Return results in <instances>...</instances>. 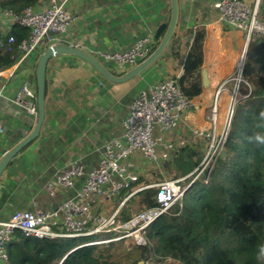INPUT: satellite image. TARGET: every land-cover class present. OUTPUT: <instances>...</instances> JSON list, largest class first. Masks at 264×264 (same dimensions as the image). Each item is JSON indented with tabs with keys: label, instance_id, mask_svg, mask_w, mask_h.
Segmentation results:
<instances>
[{
	"label": "crops",
	"instance_id": "obj_1",
	"mask_svg": "<svg viewBox=\"0 0 264 264\" xmlns=\"http://www.w3.org/2000/svg\"><path fill=\"white\" fill-rule=\"evenodd\" d=\"M214 1L179 0L180 18L174 35L182 44L180 55L173 57L169 45L149 68L127 81L110 80L93 64L73 53L61 52L49 59L44 120L38 136L12 158L0 176V219L20 209H53L75 197L83 177L73 187L56 186L52 194L46 184L77 158L84 159L87 171L97 166L99 148L121 134L122 118L136 93L159 80L183 73L185 43L190 40L188 29L205 28L203 91L192 99L195 110L185 112L176 129L192 131L204 124L214 92L225 79L230 80L223 92L228 103L235 86L233 79L238 75L245 32L220 21L212 8ZM68 7L75 20L62 35L65 42L78 45L119 77L132 68L121 69L101 53L127 49L135 40L154 34L161 23H169L172 14L171 0H68ZM13 27L14 24L0 16V35ZM46 45L45 41L37 52L0 71V162L36 125L37 117L29 115L13 98L26 78L37 90L36 67ZM144 158L147 163L152 162L141 154L127 160L129 169L137 175L140 173L139 177L148 175ZM121 198L104 199L100 209L112 212Z\"/></svg>",
	"mask_w": 264,
	"mask_h": 264
},
{
	"label": "built area",
	"instance_id": "obj_2",
	"mask_svg": "<svg viewBox=\"0 0 264 264\" xmlns=\"http://www.w3.org/2000/svg\"><path fill=\"white\" fill-rule=\"evenodd\" d=\"M258 3L259 0L253 5L244 0H215L212 3L219 20L245 32L246 40L238 75L233 79L235 86L230 92L223 122L220 123L219 116L222 95L230 82L229 79L223 80L215 90L210 112L204 115V124L192 128V134L188 138L176 143L167 139L166 135L178 126L184 113L193 107L192 100L182 92L178 81L182 73L140 89L129 104L128 112L122 118L121 134L106 141L99 148L98 165L87 171L84 159L77 158L65 169L56 172L46 184L47 190L52 194L56 186L73 187L77 179L83 177L82 187L75 197L65 200L53 209H20L0 219V264H9L7 244L17 232L29 238L100 236L86 242V245L129 237L136 246L151 247V242L145 236L148 227L180 201L188 185L182 183L184 177L143 184L139 181V175L129 169L127 160L132 155L141 154L154 162L157 167H161L165 161L172 158L177 144L199 140L205 143V153L190 184L210 172L216 158L223 150L236 102L250 93V87L242 76V70L247 44L254 35L264 32V24L257 18ZM0 16L14 25L18 24L30 30L28 36L17 44V54L13 64L20 63L37 52L45 41L47 48L59 42L80 48L76 44L65 42L62 37L75 20L74 14L68 7V0H38L37 4L26 7L20 14L10 8H1ZM8 33L0 35V46L12 51L16 38ZM155 43L154 34L151 33L135 40L123 51L102 52L101 55L121 69H130L150 56ZM1 96L2 88H0V98ZM13 102L21 105L29 115L37 117V90L29 79L22 81ZM207 180L208 177L205 181ZM151 186H157L159 189L156 195L158 204L139 210L129 219L118 220L120 209L128 198L135 192ZM127 189H130V192L121 198L112 212H104L100 209L104 199L119 198ZM110 232L115 233L113 237L103 236ZM168 261L174 260L169 258ZM138 264L159 263L147 258Z\"/></svg>",
	"mask_w": 264,
	"mask_h": 264
},
{
	"label": "trees",
	"instance_id": "obj_3",
	"mask_svg": "<svg viewBox=\"0 0 264 264\" xmlns=\"http://www.w3.org/2000/svg\"><path fill=\"white\" fill-rule=\"evenodd\" d=\"M37 3L0 0V7L20 14ZM257 18L264 24V0H259ZM29 32L18 24L9 31L16 42L12 51L0 46V71L15 62L17 44ZM186 34L190 40L185 43L183 73L178 81L182 92L192 100L203 91L206 33L204 27H197ZM159 44L156 39L153 51ZM169 45L171 55L178 57L182 44L175 35ZM242 76L250 93L236 102L223 150L209 174L190 184L205 153V143L199 140L177 144L172 158L163 163L169 180L184 177L182 183L188 187L180 201L148 227L145 236L151 247L128 250L123 239L85 244L97 235L29 238L17 232L7 244L9 264H138L147 258L159 264H264V32L250 39ZM139 181L156 183L142 178ZM158 190L151 186L132 194L117 219H129L139 209L156 206ZM129 192L124 190L121 197ZM103 236L113 237V233ZM131 256L136 258L128 260Z\"/></svg>",
	"mask_w": 264,
	"mask_h": 264
},
{
	"label": "water",
	"instance_id": "obj_4",
	"mask_svg": "<svg viewBox=\"0 0 264 264\" xmlns=\"http://www.w3.org/2000/svg\"><path fill=\"white\" fill-rule=\"evenodd\" d=\"M171 6H172V14H171L170 22L161 23L157 27L154 33L155 39L160 40V44L150 54V56H148L145 60L137 64L134 68H132L124 76L119 77V76L113 75L99 62V60H97L90 53H88L87 51L81 48H77L73 45H69L63 42H59L52 47H48L45 50V52L40 56L37 62V67H36V86H37V105H38V115H37L36 125L30 134L25 136L14 148H12L10 151H8L5 154V156L0 162V176L3 170L5 169V167L12 160V158L23 147H25L28 143L34 140L40 132L41 125L43 123L44 116H45L46 70H47L48 61L52 56H55L61 52L73 53L85 59L86 61L90 62L91 64H93L105 77L109 78L110 80L114 82L127 81L139 75L141 72H143L147 68H149L159 57H161L163 52L169 46L170 41L172 37L174 36L177 30L178 24H179V18H180L179 0H171ZM165 30L166 32L164 36L161 38V34ZM247 46L245 49V54H246Z\"/></svg>",
	"mask_w": 264,
	"mask_h": 264
},
{
	"label": "rangeland",
	"instance_id": "obj_5",
	"mask_svg": "<svg viewBox=\"0 0 264 264\" xmlns=\"http://www.w3.org/2000/svg\"><path fill=\"white\" fill-rule=\"evenodd\" d=\"M245 2H247L248 4L252 5L254 4L253 2H255V0H244ZM245 41L244 40V44H245ZM243 49H244V46H243ZM192 105H193V102H192ZM226 105H227V101L225 99V97L222 95V102H221V111H220V116H219V119H220V123L223 122V119H224V116H225V111H226ZM210 109H211V105L210 107H208V113L210 112ZM195 109L192 107L190 108L185 114H189L191 113L192 111H194ZM206 113V114H208ZM191 130L190 128H184V129H176L174 128L171 133L168 135V138L169 140L171 141H180L184 138H188L190 135H191ZM145 160V167L143 164L142 166L146 168V171H148V175H142V177L140 176V178H142L143 180L149 178V179H153L154 181L158 182L160 180H163V179H169L168 178V175L165 173V171L163 170V167H157L154 163L152 162H148V160ZM140 175V173H138ZM144 174V173H143ZM142 182V181H140ZM135 207V206H134ZM111 209L108 208L107 210ZM141 210V209H139ZM138 210V211H139ZM113 233V232H112ZM115 233H113L114 235ZM97 237H100V236H95V237H92V239H95ZM123 243H124V246L128 249V250H131L134 246H136L133 242V240L129 237L127 238H124L123 239ZM136 258V256H131L128 260L130 259H134ZM172 263H175V261H173Z\"/></svg>",
	"mask_w": 264,
	"mask_h": 264
},
{
	"label": "clouds",
	"instance_id": "obj_6",
	"mask_svg": "<svg viewBox=\"0 0 264 264\" xmlns=\"http://www.w3.org/2000/svg\"><path fill=\"white\" fill-rule=\"evenodd\" d=\"M261 251H262V254H264V249H262Z\"/></svg>",
	"mask_w": 264,
	"mask_h": 264
}]
</instances>
